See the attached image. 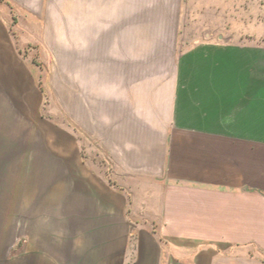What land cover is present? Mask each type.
Segmentation results:
<instances>
[{"label":"crops","instance_id":"obj_1","mask_svg":"<svg viewBox=\"0 0 264 264\" xmlns=\"http://www.w3.org/2000/svg\"><path fill=\"white\" fill-rule=\"evenodd\" d=\"M116 3L0 0V230L1 211L17 209L18 155L4 153V134L20 127L6 99L22 96L31 44L69 76L79 110L97 105L94 169L107 172L93 178L118 189L93 204L105 224L134 202L158 220L166 264H264V42L178 52L168 5ZM5 237L0 264H89L87 250L68 254L43 233L9 259Z\"/></svg>","mask_w":264,"mask_h":264},{"label":"rangeland","instance_id":"obj_2","mask_svg":"<svg viewBox=\"0 0 264 264\" xmlns=\"http://www.w3.org/2000/svg\"><path fill=\"white\" fill-rule=\"evenodd\" d=\"M126 1L147 0H103L118 6ZM149 1L170 8L166 15L171 35L176 24L178 52L208 40L264 42V0ZM49 64L38 47L26 45L22 96L6 99L7 108L15 106V128L20 127L18 137L4 134V153L18 155V173L9 175L16 182L17 209L1 211L7 257H18L31 236L43 233L62 240L66 246L58 248L68 254L87 250L89 264H166L156 236L158 220L134 209L136 203L130 202L125 217L117 210L106 224L104 208L96 214L93 204L104 203L108 187L118 190L93 178L97 171L105 178L106 171L94 169L97 105L87 103L91 112L79 110L70 100L69 76ZM10 143H18V152L7 147Z\"/></svg>","mask_w":264,"mask_h":264}]
</instances>
